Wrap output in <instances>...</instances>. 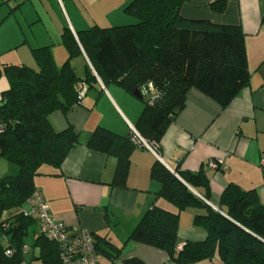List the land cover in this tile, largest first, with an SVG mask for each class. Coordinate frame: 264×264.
<instances>
[{
    "label": "trees",
    "instance_id": "1",
    "mask_svg": "<svg viewBox=\"0 0 264 264\" xmlns=\"http://www.w3.org/2000/svg\"><path fill=\"white\" fill-rule=\"evenodd\" d=\"M187 1L131 0L123 11L135 19L132 24L92 25L77 31L76 37L65 27L61 34L69 58L83 51L103 84L114 82L129 93L140 91L144 106L134 128L145 140L155 143L159 152V142L168 124L184 108L189 89L201 91L225 108L249 79L240 27L186 19L179 9ZM224 5L219 0L212 7L222 11ZM32 55L36 68L3 66L8 86L0 94V156L18 172L0 177V264L14 263L22 256L24 232L36 221L25 215L22 207L35 188L34 178L41 173L40 168H58L78 143L77 132L71 126L54 129L49 114L65 112L77 103L81 83L97 82L88 63L84 80L69 60L57 67L49 46L32 49ZM149 83L155 90L150 99L141 92ZM87 146L116 157L111 185L124 186L130 153L138 147L130 135L97 126ZM178 175L184 182L161 162L154 163L150 176L161 183L157 194L177 210L153 205L129 240L165 251L175 264H191L215 254L223 264H264V204L256 192L228 184L219 208L214 209L186 186H197L204 179L201 173L179 171ZM189 205L205 209L204 214L194 216L193 223L202 227L206 236L202 241L187 240L178 250V211ZM13 208L18 210L6 215ZM42 237L57 253L59 262L56 245ZM95 246L98 251L96 241ZM7 249L13 250L9 256ZM128 262L143 264L136 258Z\"/></svg>",
    "mask_w": 264,
    "mask_h": 264
},
{
    "label": "crops",
    "instance_id": "2",
    "mask_svg": "<svg viewBox=\"0 0 264 264\" xmlns=\"http://www.w3.org/2000/svg\"><path fill=\"white\" fill-rule=\"evenodd\" d=\"M130 1L0 0V77L6 81L0 80V94L8 86L3 66L24 64L36 68L32 49L40 47H50L57 67L69 60L84 80L86 55L82 51L69 58L61 43L62 31L68 27L76 37L77 31L92 25L132 24L134 18L123 11ZM217 1L189 0L181 5L179 14L189 20L240 27L249 71L247 85L225 108L201 91L189 89L184 108L168 124L159 142L160 158L146 148L135 147L129 156L124 186L111 185L116 157L89 148L87 141L97 126L130 135V126L136 125L144 106L141 98L114 82L100 84L97 79L91 85L86 83L81 103L48 116L56 130L71 126L78 134V143L58 168L42 166L34 186L42 192L54 218L70 233L86 230L92 234L98 242L99 264H130L128 261L134 258L143 264H175L165 251L129 240L132 230L153 205L177 210L157 194L161 183L150 176L156 161L178 178L179 171L201 173L204 179L197 186L185 184L197 197L200 194L207 198L213 208H219L228 184L243 191L254 190L264 204V0H223L222 11L213 9ZM101 2L112 4L107 18L93 12ZM220 158L224 169L208 167L209 159ZM17 171L14 164L0 156V177ZM27 209L25 201L22 211ZM204 213V208L195 205L178 211V250L187 240L205 239V231L193 223L195 215ZM2 241L7 245L3 238ZM23 244L28 251L9 264H60L36 221L27 226ZM191 264L223 263L215 254Z\"/></svg>",
    "mask_w": 264,
    "mask_h": 264
},
{
    "label": "built area",
    "instance_id": "3",
    "mask_svg": "<svg viewBox=\"0 0 264 264\" xmlns=\"http://www.w3.org/2000/svg\"><path fill=\"white\" fill-rule=\"evenodd\" d=\"M88 64L100 84H102L89 61ZM86 91L87 84L81 83L76 96L78 104L82 102ZM141 92L146 97H149V99L155 96V90L150 83L147 87L142 88ZM1 130L2 127L0 126V131ZM130 137L136 146L146 148L156 157L160 158L158 146L153 142L145 140L133 126H130ZM262 163H264V160H262ZM207 165L214 170L224 169L223 160L221 158L209 159ZM197 195L205 203L211 205L203 196L200 194ZM26 204L28 209L24 214L33 216L36 219L41 233L56 245L60 264H99L95 240L92 234L86 230L70 233L65 224L54 218L40 189L35 187L32 190L31 194L26 199ZM27 251V246L24 245L21 247V253H26ZM12 253V249H7L5 251V254L8 256Z\"/></svg>",
    "mask_w": 264,
    "mask_h": 264
},
{
    "label": "rangeland",
    "instance_id": "4",
    "mask_svg": "<svg viewBox=\"0 0 264 264\" xmlns=\"http://www.w3.org/2000/svg\"><path fill=\"white\" fill-rule=\"evenodd\" d=\"M111 3H104V2H101L99 5H96L93 9V12L94 14L97 15V17H104V18H107L106 17V13L110 12L111 11ZM91 8V7H90ZM92 9V8H91ZM135 21V19H134ZM136 22V21H135ZM0 80H3L5 81V79L1 76L0 77ZM6 82V81H5ZM17 168V167H16ZM18 170V168H17ZM18 172V171H17ZM18 210V208H13V209H10L9 211L6 212V215H11L13 214L14 212H16Z\"/></svg>",
    "mask_w": 264,
    "mask_h": 264
},
{
    "label": "water",
    "instance_id": "5",
    "mask_svg": "<svg viewBox=\"0 0 264 264\" xmlns=\"http://www.w3.org/2000/svg\"><path fill=\"white\" fill-rule=\"evenodd\" d=\"M133 95L136 96V97H138V98H141V95H140V91L139 90H135L133 92Z\"/></svg>",
    "mask_w": 264,
    "mask_h": 264
}]
</instances>
